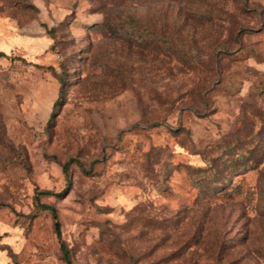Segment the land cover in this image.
I'll use <instances>...</instances> for the list:
<instances>
[{"label":"rangeland","instance_id":"obj_1","mask_svg":"<svg viewBox=\"0 0 264 264\" xmlns=\"http://www.w3.org/2000/svg\"><path fill=\"white\" fill-rule=\"evenodd\" d=\"M1 52L0 264H67L42 204L73 264H264V0H0Z\"/></svg>","mask_w":264,"mask_h":264},{"label":"trees","instance_id":"obj_2","mask_svg":"<svg viewBox=\"0 0 264 264\" xmlns=\"http://www.w3.org/2000/svg\"><path fill=\"white\" fill-rule=\"evenodd\" d=\"M0 54H3V53L1 52ZM61 81L63 82V78H61ZM58 102H59V100L57 99L55 101V103H54V106H56L58 104ZM42 193L43 194H49V193H51V191L45 190V191H42ZM42 207L44 209L49 210L52 213V216L54 218V228H55L56 235H57V237L59 238V241H60V246H61V250H62V253H63V259L65 260V262L67 264H73L71 256H70V251H69L68 247L66 246V244L64 243V241L62 239L61 223H60V220H59V215H58V211H57L56 207L53 206V205H50V204H42Z\"/></svg>","mask_w":264,"mask_h":264}]
</instances>
